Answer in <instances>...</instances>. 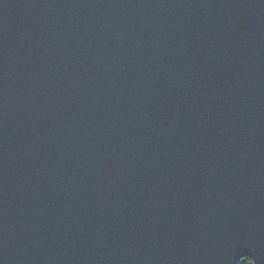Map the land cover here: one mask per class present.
<instances>
[{"label":"water","instance_id":"1","mask_svg":"<svg viewBox=\"0 0 264 264\" xmlns=\"http://www.w3.org/2000/svg\"><path fill=\"white\" fill-rule=\"evenodd\" d=\"M264 264V0H0V264Z\"/></svg>","mask_w":264,"mask_h":264},{"label":"trees","instance_id":"2","mask_svg":"<svg viewBox=\"0 0 264 264\" xmlns=\"http://www.w3.org/2000/svg\"><path fill=\"white\" fill-rule=\"evenodd\" d=\"M237 264H255L253 260L247 256L242 257L238 260Z\"/></svg>","mask_w":264,"mask_h":264}]
</instances>
